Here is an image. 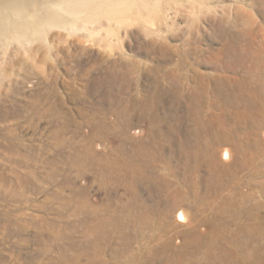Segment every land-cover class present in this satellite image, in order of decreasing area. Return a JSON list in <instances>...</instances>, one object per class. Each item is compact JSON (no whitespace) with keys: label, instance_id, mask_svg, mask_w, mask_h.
<instances>
[{"label":"rangeland","instance_id":"374dc122","mask_svg":"<svg viewBox=\"0 0 264 264\" xmlns=\"http://www.w3.org/2000/svg\"><path fill=\"white\" fill-rule=\"evenodd\" d=\"M125 14L135 21L53 33L38 53L0 46V264H211L220 207L250 228L239 255L263 264L251 92L264 85V0Z\"/></svg>","mask_w":264,"mask_h":264},{"label":"bare ground","instance_id":"6f19581e","mask_svg":"<svg viewBox=\"0 0 264 264\" xmlns=\"http://www.w3.org/2000/svg\"><path fill=\"white\" fill-rule=\"evenodd\" d=\"M161 2L162 0H0V46L4 45V48L9 49L11 44H15L20 49L38 53L42 51V48L50 47L49 38L53 33L61 37L80 34L91 38L96 34L98 35L102 29L107 30L114 24L118 25V23L124 22V20H134L135 17H128L126 12L141 15L156 9ZM9 59L11 58L5 51L0 62L6 63ZM2 78L4 77L0 74V82ZM256 89L261 91L264 89V85L258 83ZM257 90L254 93L251 92L254 94V97L252 96L253 111L255 112L253 118L264 121V95ZM227 139L228 137L225 138L226 141ZM227 142H231V140L228 139ZM244 150L246 152L247 147ZM230 151V148H226L222 157L230 158ZM263 153L264 145L257 139L253 148V158L256 159L259 154ZM220 208L219 211H216L219 217L215 220L210 217V222L215 237L222 240L223 245H219L222 247L221 254L206 250L205 261L211 264L249 263L253 260V249H251L252 254L249 253L248 257L246 255L240 256L239 251L248 246L246 240H240L243 231L241 226L244 229L250 228H246L244 224L240 226V223L230 228L229 219H226L225 216L222 217V215L228 214V210L226 209V211L225 208L220 210ZM179 216L183 218V213L180 212ZM251 227L253 228V226ZM215 242L217 240L212 236L208 248L213 249L216 246ZM219 247L218 249H220ZM230 248L235 249L237 253L231 252ZM255 258L264 264L263 251L258 250Z\"/></svg>","mask_w":264,"mask_h":264}]
</instances>
